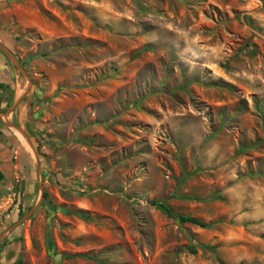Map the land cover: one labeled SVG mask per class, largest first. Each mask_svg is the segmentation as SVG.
I'll use <instances>...</instances> for the list:
<instances>
[{"label":"rangeland","instance_id":"1","mask_svg":"<svg viewBox=\"0 0 264 264\" xmlns=\"http://www.w3.org/2000/svg\"><path fill=\"white\" fill-rule=\"evenodd\" d=\"M0 43V264H264V0H2Z\"/></svg>","mask_w":264,"mask_h":264},{"label":"trees","instance_id":"2","mask_svg":"<svg viewBox=\"0 0 264 264\" xmlns=\"http://www.w3.org/2000/svg\"><path fill=\"white\" fill-rule=\"evenodd\" d=\"M151 203L153 204H159L162 206V208L165 210V211H168L170 213H172L170 211V209L165 205L163 204L162 202H159V201H155L153 199L150 200ZM177 221H180V222H189V223H193V224H196L198 226H205V223H203L200 219L194 217V216H191L189 214H183V213H172ZM190 251H194V249L192 247H190L189 249ZM18 262L20 263V261L18 260Z\"/></svg>","mask_w":264,"mask_h":264},{"label":"water","instance_id":"3","mask_svg":"<svg viewBox=\"0 0 264 264\" xmlns=\"http://www.w3.org/2000/svg\"><path fill=\"white\" fill-rule=\"evenodd\" d=\"M2 1V0H0ZM0 48L2 49L3 52H5V54L9 55V53L4 49V47L2 46V44L0 43Z\"/></svg>","mask_w":264,"mask_h":264}]
</instances>
